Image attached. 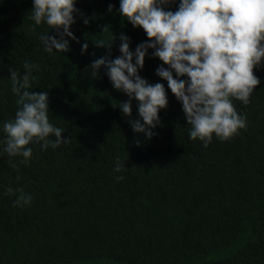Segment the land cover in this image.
<instances>
[{
  "label": "trees",
  "instance_id": "16d2710c",
  "mask_svg": "<svg viewBox=\"0 0 264 264\" xmlns=\"http://www.w3.org/2000/svg\"><path fill=\"white\" fill-rule=\"evenodd\" d=\"M75 7L77 39L65 37L68 51L48 53L40 35L60 37L30 18L33 0H0V141L17 110L9 68L22 76L25 62L40 66L30 91L48 94L50 121L71 139L56 149L28 145L32 157L11 158L15 169L0 143V264H264V62L250 102L233 101L246 129L226 141L213 135L205 148L190 138L181 102L156 74L168 66L149 49L139 75L168 95L149 139L130 124L141 119L137 101L125 116L120 104L129 97L114 89L105 66L91 67L121 55L122 34L134 52L146 33L122 16L120 0ZM117 159L125 165L119 173ZM8 187L32 195L31 205L14 206L19 193L7 195Z\"/></svg>",
  "mask_w": 264,
  "mask_h": 264
},
{
  "label": "clouds",
  "instance_id": "9594fccd",
  "mask_svg": "<svg viewBox=\"0 0 264 264\" xmlns=\"http://www.w3.org/2000/svg\"><path fill=\"white\" fill-rule=\"evenodd\" d=\"M76 3L77 0H33L30 18L36 25L46 23L60 37L40 35L46 52H66L69 41L65 37L77 39L70 31L75 23L73 13L79 12ZM171 3L175 0H120L122 16L134 27L142 28L148 41L137 45L133 52L129 38L122 34L121 55L100 58L91 67L98 70L105 66L114 89L129 97L120 104L125 116H131L132 100L137 101L143 123L141 119L132 120L131 127L151 139L155 135L152 129L160 124L159 112L168 106L164 84H150L139 75L148 50L154 49L153 56L168 66L157 68L156 74L167 81L168 89L181 102L191 126L190 138L199 139L207 148L213 135L226 141L247 127L246 116L238 113L233 101L247 105L261 83L254 70L264 62V0H180L178 10H165L164 6ZM108 10L112 11L111 5ZM88 22L84 19L85 24ZM103 32L108 33L106 41L110 43L114 39L110 27L105 26ZM87 47L85 43L82 51ZM23 67L22 76L9 68L17 110L13 119L3 122L5 138L0 141L14 169L17 164L11 158L23 157L21 162L27 164L32 157L33 149L28 145L37 143L42 150L56 149L71 140L63 139L65 129L50 121L48 94L30 91L37 79L34 71H39L40 66L25 62ZM185 76L187 79H180ZM124 166L117 159L114 171L119 173ZM14 193H19L14 206L31 205L32 195L23 189L7 188V195Z\"/></svg>",
  "mask_w": 264,
  "mask_h": 264
}]
</instances>
